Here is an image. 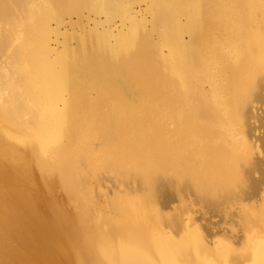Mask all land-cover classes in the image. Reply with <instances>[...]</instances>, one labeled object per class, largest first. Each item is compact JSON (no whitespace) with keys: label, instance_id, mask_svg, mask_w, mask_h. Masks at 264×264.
<instances>
[{"label":"bare ground","instance_id":"obj_1","mask_svg":"<svg viewBox=\"0 0 264 264\" xmlns=\"http://www.w3.org/2000/svg\"><path fill=\"white\" fill-rule=\"evenodd\" d=\"M136 1L0 0V264H264V0ZM81 134L123 189L93 195ZM190 184L242 204L238 235L168 220Z\"/></svg>","mask_w":264,"mask_h":264},{"label":"rangeland","instance_id":"obj_2","mask_svg":"<svg viewBox=\"0 0 264 264\" xmlns=\"http://www.w3.org/2000/svg\"><path fill=\"white\" fill-rule=\"evenodd\" d=\"M135 3V4H134ZM133 3V7H135L137 10L139 9V8H141L142 10H144V8L146 7V5L149 3V1L148 0H140L139 2L138 1H136V2H134ZM146 4V5H145ZM139 5V6H138ZM142 5V6H141ZM145 6V7H144ZM134 8V10L135 11H137L136 9ZM140 9V10H141ZM83 14H84V16L82 17V23H83V21H85L84 23H86L87 22V18H86V16L87 15H89L90 13L87 11V10H84L83 11ZM72 15V14H71ZM91 16L93 15V14H90ZM105 15V16H104ZM67 16V17H66ZM150 16V14H148L147 13V17L149 18V19H151V16ZM72 19L73 20H76V14H73L72 16ZM65 20L67 21L68 19H69V16L68 15H65ZM96 18H97V20H98V22H99V26H100V24H101V28H100V30H102V31H109L110 33H117V31L119 30V29H121V27L123 28V24H125V27H126V23H127V19H125V20H122L123 18L121 17V16H118V17H116L115 16V19L114 20H112V21H110V19H108V20H105L106 19V14H102V12L99 14L98 13V16H96ZM114 18V17H113ZM101 21H100V20ZM109 21V22H108ZM124 22H126V23H124ZM92 23V24H91ZM107 23V24H106ZM66 24V23H65ZM115 24V25H114ZM89 27H93L94 26V22H92V21H89ZM117 25V26H116ZM53 26H54V24H53ZM78 26V27H77ZM115 27L116 26V28H113V27ZM110 27V28H109ZM63 30H66V31H68V32H73V33H78V32H80V31H82V25L81 24H74V26H71V25H65L63 28H62V31ZM75 31V32H74ZM53 35H55L54 33H52V35L50 36V44L52 45V46H54V47H60L61 45L60 44H58V43H61L62 42V35L61 36H59V35H55V36H53ZM113 35V34H112ZM58 37V38H57ZM57 39V42H56V39ZM53 39H54V41H53ZM59 39V40H58ZM75 39H71L70 40V44L73 46V45H75L76 44V42L74 41ZM61 41V42H60ZM54 43V44H53ZM74 43V44H73ZM60 45V46H59ZM4 58V57H3ZM2 58V59H3ZM256 106L257 107H259V109H257V115H258V117L255 119L256 121H255V124H260V126L258 127V129H256L257 130V132H260V133H262V132H264V99H261L260 101H259V103L258 104H256ZM84 135V136H83ZM81 134V138H80V140L81 141H84V142H81L80 140H79V146H77L76 148L77 149H81L82 150V148H83V150L82 151H84V152H82V154L84 155L82 158V160H86V162H85V165H84V162L82 161L81 162V167L82 168H84V169H82L83 171L85 170L86 171V173H85V171H84V173L82 172V174L85 176V177H88V176H90L89 177V179H93L94 180V178H98V177H100V178H103L104 176L106 177V175H107V178H110L109 180L108 179H106L105 177L103 178L104 180H106V181H109L108 183L106 182V181H104V180H102L103 182H102V186H104V187H100V189H101V191L99 190V188H97V186H95L94 188L95 189H93V190H95L94 192H93V195L95 196V197H97V195L98 194H102L103 195V197L105 196L106 198L107 197H109L110 196V190H111V188H113V185H114V183L113 182H115L114 180H116L117 182L115 183L116 185H117V189L116 190H118V189H123V187H125V178L127 177V175H126V177H125V175H124V173H123V169H121V167H118V166H115L114 164H112V162H110V161H108V160H104L106 163L105 164H102L104 161H102V163H101V160H103V159H105L104 157H102L103 155L101 154V151L100 150H98L99 148H98V146H96L97 144H96V142L94 141V140H92L91 138H89L87 135H85V134ZM85 142H86V146H85ZM84 144V145H83ZM96 144V145H95ZM262 144H264V141H263V143ZM82 145L86 148V151H85V148L84 147H82ZM93 145H95V148H94V146ZM80 147V148H79ZM92 149V150H91ZM96 149V150H95ZM261 149V148H260ZM81 150H80V153H81ZM93 150H94V152H93ZM92 152V153H91ZM98 152V153H97ZM100 152V153H99ZM86 153V154H85ZM91 153V154H90ZM93 154V155H92ZM96 155V158L94 157L95 155ZM97 154H98V156H99V158H102V159H97ZM262 154L264 155V150L262 151ZM85 155L87 156V158L90 160V159H92L93 160V162H92V160H91V162L90 161H88L87 160V158L85 157ZM90 155H92V156H90ZM82 156V155H81ZM94 158V159H93ZM96 159L98 160V162L96 161ZM100 160V161H99ZM95 162V163H94ZM90 163H91V165H90ZM86 164L88 165V166H86ZM96 166H95V165ZM99 164H101V165H103V166H101V165H99ZM97 165H99L98 167H97ZM104 165H106V166H104ZM113 165V166H112ZM263 165H264V163H263ZM94 166V167H93ZM102 168H101V167ZM97 167V168H96ZM103 167H107V168H103ZM113 167H115L114 168V170H113ZM86 168L87 169H90V170H86ZM94 169H95V171H94ZM98 169V170H97ZM104 169V170H103ZM117 169V170H116ZM120 169V170H119ZM104 171V172H103ZM112 171H114V172H112ZM119 171V172H118ZM96 173V174H94V173ZM118 172V173H117ZM121 172V173H120ZM89 175H88V174ZM92 173L94 174V175H92ZM112 173V174H111ZM116 173H117V176H116ZM121 174V176H120V174ZM118 174H119V177L121 178H119L118 177ZM81 175V174H80ZM102 177H101V176ZM257 175V174H256ZM92 176H94V177H92ZM116 177H118V178H116ZM114 180H113V179ZM131 179L130 181H129V185L130 186H132V187H135V188H139V189H141V192H145L148 188L147 187H145V184H144V187H143V183L141 184V182H139V180H135V179H132V177H128V179ZM170 178H172V176H170ZM112 179V180H111ZM124 179V180H123ZM92 180V181H93ZM176 180V179H175ZM173 181V180H172ZM91 182V181H90ZM101 182V181H100ZM133 182V183H132ZM137 182H139V183H137ZM92 184H90L89 185V187H91V185H93L94 184V182H91ZM108 185H107V184ZM120 183V184H119ZM173 183H174V181H173ZM138 184V185H137ZM173 185H175V183L173 184ZM94 186V185H93ZM119 186V187H118ZM142 186V187H141ZM175 186H177V185H175ZM193 187L194 189H191V188H189L188 189V193L186 194V196H184V197H182V201L179 199V198H176L177 199V201H176V199H175V197H177V195L175 196V194L172 196V197H169V202H168V204L169 205H171V208H176V209H172L173 211H174V213H173V211L171 210L170 212H169V215H170V218H168L169 217V215L167 216V218H168V220L175 226L176 225V223H177V216H179L181 213H185L184 212V210L186 211V212H188V208H189V213H190V210H191V212L193 213V212H195V213H197V214H195V213H193L194 214V216L196 215H198V213H199V211H200V213L202 212V215H199V216H203L204 217V215L206 214L207 215V217L205 216V218L204 219H201L202 220V222L201 221H199V222H201V223H204V224H202V225H200V226H202V227H208L209 226V230H213V231H217V230H221V226L223 227V229H222V232L223 233H227L228 232V229H229V231H230V233H234V231H237L236 233H234V234H237L238 235V232L240 231V228H241V226H242V217L239 215V214H241L240 213V211H238L239 209H240V207H241V205L242 204H239L238 206H237V204L238 203H235L236 201H234L235 199H233V198H230V199H232V200H230V199H228L229 200V202L227 201V199L225 200V199H223L222 198V196H224L225 194H227V193H222V191H219L218 193H221V194H223L222 196H221V194H219V195H217V196H212V195H209L208 193H204L203 194V191H202V194L199 192V194L200 195H202V196H200L201 197V199H204V200H206L205 202H204V207H201L200 208V206L201 205H203V203L201 202V201H198V199L200 198L199 196H197L196 197V195L194 196V194H198V192H196L195 190H197V189H195L196 187L195 186H193V185H191L190 184V186L189 187ZM105 187H107V190H106V188ZM144 190H143V189ZM236 189V188H235ZM235 189H231V191H229V192H234L235 191ZM149 190V189H148ZM147 190V195H149V198L148 199H150V197H152L151 195H152V193H151V190H149L148 191ZM190 190V191H189ZM107 191V192H106ZM199 191V190H198ZM236 191H237V189H236ZM190 192V193H189ZM196 192V193H195ZM104 193V194H103ZM146 193V192H145ZM198 194V195H199ZM189 195V196H188ZM230 195V194H229ZM190 196L191 197H193V198H191L190 199ZM187 197H189V198H187ZM202 197H204V198H202ZM181 201H179V200ZM185 199H187L188 201V203L190 204V205H192V206H188L187 205V202L185 201ZM221 199V200H220ZM167 200V201H168ZM183 200H184V202H183ZM190 200V201H189ZM200 200V199H199ZM223 200V201H222ZM153 201V200H152ZM151 201V202H152ZM173 201V202H172ZM174 201H176V203L174 202ZM209 201V202H208ZM224 201H227V202H225L224 203ZM154 202V201H153ZM152 202V203H153ZM182 204V202H183V205L185 204V202H186V206H185V208H183L184 206H181V204ZM190 202H192V203H190ZM206 202H208V203H206ZM212 203V207L209 205V203ZM221 202V203H220ZM176 205H178V207L176 206L175 207V204ZM232 203V204H231ZM243 203H244V201H243ZM154 204H155V202H154ZM159 204V203H158ZM173 204H174V206H173ZM196 204H198V205H196ZM229 204V205H228ZM71 207H70V206ZM74 204H68L67 206H68V208H70V209H72V208H74V206H73ZM107 206L109 205V204H106ZM156 206H158L157 204H155ZM168 205V206H169ZM196 205V206H195ZM214 205H215V207H214ZM228 205V206H227ZM159 206H160V204H159ZM167 206V207H168ZM188 207V208H187ZM195 207H199L198 209H196V210H198L197 212H196V210H195ZM227 207H228V210H227ZM229 207H231L230 208V212H229ZM179 208H181V209H179ZM238 208V209H237ZM166 209H168V211H169V208H166ZM194 209V210H193ZM237 209V210H236ZM179 210V211H178ZM183 210V211H182ZM193 210V211H192ZM202 210V211H201ZM234 210H236V211H238V212H234ZM181 211V212H180ZM234 212V213H231V212ZM180 212V213H179ZM203 212H205V214L203 213ZM179 213V214H178ZM192 213H190V214H192ZM199 213V214H200ZM173 214V215H172ZM192 214V215H193ZM204 214V215H203ZM232 214L234 215V214H236V216L235 217H233L232 216ZM237 214H238V217H237ZM176 215V216H175ZM174 216V217H173ZM195 216V217H196ZM227 218H226V217ZM209 217V218H208ZM223 217V218H222ZM233 217V218H232ZM234 218H235V220H236V218H238L237 219V222L238 223H236V221L234 220ZM217 219V220H216ZM200 220V219H199ZM206 222L207 220H210V221H207L208 222V224L207 223H205L204 221ZM224 220H225V223H224ZM226 220L228 221L227 222V224H226ZM239 220V221H238ZM212 223V224H211ZM234 224V226L237 228H239V225H240V228L238 229V230H236V228L235 227H233V224ZM236 223V224H235ZM200 224V223H199ZM205 224H207V225H205ZM230 224V225H229ZM204 225V226H203ZM219 227H220V229H219ZM225 227V228H224ZM227 227V228H226ZM230 227V228H229ZM233 228H235V229H233ZM240 234V233H239Z\"/></svg>","mask_w":264,"mask_h":264}]
</instances>
